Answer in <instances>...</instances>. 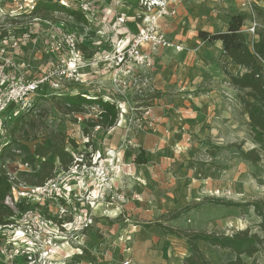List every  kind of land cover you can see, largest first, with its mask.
I'll return each instance as SVG.
<instances>
[{
	"label": "rangeland",
	"instance_id": "obj_1",
	"mask_svg": "<svg viewBox=\"0 0 264 264\" xmlns=\"http://www.w3.org/2000/svg\"><path fill=\"white\" fill-rule=\"evenodd\" d=\"M38 1L41 0H0V33L5 34L0 42V51L4 50L0 62L8 61L3 68L5 77H38L45 67L56 62L50 48L60 45L59 57L65 55L63 40L73 35L87 66L81 72V84L65 82V87L91 97L107 95L129 115L120 126L116 125L111 129L113 131L110 130L111 135L121 133V146L111 149L119 159L116 166H121L116 183L121 178L126 181L129 195L132 196L129 197V204L143 203L142 208L139 205L136 207L144 212L137 215L129 211L126 218L122 215L113 220L116 226L107 239L113 244L117 238H125V248L115 246L102 250L101 245H96L91 248L95 255L90 254L87 248L80 260L84 264H118L122 259L130 258V264H185L184 259L188 255L185 242L147 226L159 222L171 228L224 236L248 230L251 235L261 238L262 245L252 258L243 257L244 263L263 264L264 225L253 208L227 207L210 202L246 205L264 201V152L259 151V146L252 139L249 121L241 104L242 99L250 100L246 97L247 92L227 82L217 81L218 71L215 69L205 70L208 65L198 57V50L205 44L198 39L197 33L225 32L229 19L240 16L244 17L242 28L255 22L260 34L264 32V0L255 1L251 17L248 9L242 6L243 0H177L167 11L168 17L161 18L157 26L164 35L182 45V53H167L161 49L151 51L145 47L144 55H149V63L130 69H189L188 77L183 78L175 72V80L166 74V77L161 75L154 83L145 78V74H139L133 80L127 78L119 88H108L102 84L88 87L87 69H100V72L108 74L112 72L104 58L115 49L124 48L134 35L148 28L144 19H156L157 9L144 5L149 0H58L59 5L71 10L80 4H88L90 10L84 16L86 26L62 12L51 14L53 22L30 14ZM170 12L175 14L171 15ZM118 16L126 20L120 27L115 24ZM222 53L219 52L215 60L216 69L221 72L227 67ZM94 55L96 63L89 66ZM161 81L165 84H161ZM212 81L216 82L215 86L207 89L206 84ZM182 82H195L197 85L193 86L197 89L175 90V85ZM99 90L101 94H98ZM44 91L47 92L37 93L34 108L24 112L27 113L19 125L20 130L16 129L13 135L9 133L13 120L6 126L7 139L0 145V153L5 145L9 146L0 157V169L12 176L21 177L22 172L29 170L22 164L25 155L21 151L17 153L18 146L33 151L35 145L45 147L53 142H62L74 156L84 155L85 158L90 152L102 155L104 151L107 131L94 130L88 134L87 143L84 142V135L89 129L81 133L85 126L90 127V119L95 120V106L86 107L88 116L65 115L58 104L59 100L53 97L50 90L45 88ZM191 92L195 94L194 98H181L179 95ZM152 98L160 101L150 104ZM162 117L167 119L165 124L157 121ZM134 120L139 121L141 129L137 128ZM156 126L163 127L158 150H155V142L151 144L152 141L147 139L150 136L148 133ZM142 147L146 148L147 165L137 167L133 160L143 151ZM252 149L259 155V161L255 164L240 157V151ZM46 161H52L53 165L58 163L54 155H49ZM21 178L30 185L26 178ZM135 183L140 186L142 198L133 197L137 187ZM168 189L170 201H163L168 203L169 211L157 216L158 211L155 210L161 211L163 206L159 207L151 200L166 199ZM185 207L193 208L178 219L168 221L173 213ZM15 212L16 216L18 211ZM17 218L20 216L17 215ZM95 236L96 240L105 239L102 233ZM9 237L8 233L0 232V243L6 242ZM198 247L211 264H224L235 258L228 250L209 247L202 242L198 243Z\"/></svg>",
	"mask_w": 264,
	"mask_h": 264
},
{
	"label": "built area",
	"instance_id": "obj_2",
	"mask_svg": "<svg viewBox=\"0 0 264 264\" xmlns=\"http://www.w3.org/2000/svg\"><path fill=\"white\" fill-rule=\"evenodd\" d=\"M175 1L177 0H149L144 5L157 8L158 16H163L167 13L166 9L170 2ZM254 4V0L242 1V6L248 9L250 17ZM75 10L86 16L90 9L88 4H80ZM170 14L175 13L170 12ZM125 22L122 16H118L115 20L117 27L124 25ZM144 22H147L148 28L134 35L124 48L115 49L112 54L104 58V62L111 68L109 70L114 73L112 84L117 88L126 82L121 81L120 77L133 80L139 75L135 72L138 69H130V67H144L149 63V55H144L145 47L151 51L160 49L182 51L181 47L168 40L159 31L154 18L144 19ZM241 32L246 36L248 47L252 46L257 39L256 23L253 22L244 29L241 27ZM247 36L250 38L248 39ZM77 42L73 35L65 37L63 47L66 53L60 57L61 46H52L50 53L55 54L56 62L45 67L38 77L7 78L3 74V68L8 61L3 64L0 62V145L7 139V124L18 112L26 111L32 106L37 93L44 92L45 88L50 90V93L57 94L74 92L65 87V82L82 83L80 71L87 65ZM3 53L4 50H1L0 55ZM95 63L94 55L88 65L92 66ZM262 67L264 73V63ZM98 94H101L100 90ZM84 97L87 99L100 97L105 102L115 104L117 109L115 126H120L122 120L129 116L107 95L91 97L87 94ZM94 108L98 111L96 106ZM93 118L96 119V115ZM134 123L138 129L142 128L138 120H134ZM85 129H89V132L86 133ZM94 130L100 129L85 126L81 130L82 134L86 133L85 143L88 142V134ZM65 150L71 155L70 164L65 169L59 163L54 165L52 177L40 185H28L21 177L6 172L11 190L4 204L13 211L14 216L9 218L6 224L0 225V232L10 235L6 242L0 243V264H84L80 257L87 249L86 233L96 225L97 218L111 216L112 211L108 210L109 207L113 205L120 207L119 205L125 202V198L118 193L116 185L121 168L116 166L119 164L117 154L112 150H104L102 155L99 152H90L85 158L84 155L74 156L70 150ZM23 165L29 170L22 173H31V167L27 164ZM15 210L19 212H17L19 219L17 215L15 216ZM120 215V212L115 213L113 217L117 218ZM122 264H130V261L126 260Z\"/></svg>",
	"mask_w": 264,
	"mask_h": 264
},
{
	"label": "trees",
	"instance_id": "obj_3",
	"mask_svg": "<svg viewBox=\"0 0 264 264\" xmlns=\"http://www.w3.org/2000/svg\"><path fill=\"white\" fill-rule=\"evenodd\" d=\"M53 12L65 13L67 17L87 25L84 16L77 10L68 9L65 6L58 4V0H41L36 3L30 14L37 15L45 21H52L51 14ZM244 17L233 16L227 22L225 32L211 34L205 31L197 33L198 38L206 43L212 44L214 42H221L222 55L226 58V65L232 64L243 68L245 71L241 76H233L226 69L223 73L228 78L230 84L241 90H245L246 97L250 100L242 99L241 104L246 112L249 128L253 134V141L259 146V151L264 152V32H257V39L253 42L251 49L246 42V36L241 32ZM53 22V21H52ZM5 37L4 33H0V42ZM83 50V49H82ZM1 65V63H0ZM43 93V92H42ZM46 93V91H44ZM65 115H86V107L96 106L98 108L96 119L88 121L89 126L99 127L100 130L107 131L113 128L117 121V109L115 104L105 102L102 98L87 99L84 97L87 93L80 92H64L51 93ZM38 96V95H36ZM32 101V106L29 111L34 108L35 98ZM28 110H26L28 112ZM25 111L15 117L12 121L13 126L9 130L12 135L19 129V125L23 123L26 116ZM8 131V130H7ZM9 145H5L0 153L8 149ZM18 151L24 153L25 157L22 161L31 167V173H21L20 176L26 178L30 185H40L46 179L52 177L54 165L52 161H46L49 155H54L57 158L59 165L65 169L71 162L72 158L68 151L65 150L63 143H50L47 146L35 145L33 151L24 146H18ZM240 157L252 164L259 161L258 152L254 149L243 152L240 151ZM37 159L40 161L37 162ZM37 163V165H36ZM136 165L147 164L145 153L140 151L133 160ZM11 190V183L5 171L0 169V225L6 224L7 220L14 216L13 211L5 206L4 201ZM211 203L227 207H252L255 215L261 219L264 225V201L251 203L246 205L235 204L232 202L220 203L219 201H210ZM22 208L23 207H20ZM193 207H185L182 210L174 213L168 221L178 219L182 214L188 212ZM154 227L165 234L173 236L174 238L184 241L187 247L188 255L184 259L185 264H211L204 253L199 249L198 243L202 242L209 247H216L222 250L230 251L235 258L224 264H245L243 257L252 258L257 252L259 246L262 245V240L257 235H251L248 230L238 231L231 236L207 234L198 231H186L177 228H171L161 223H154L147 225ZM252 264H255L254 262ZM264 264V263H263Z\"/></svg>",
	"mask_w": 264,
	"mask_h": 264
},
{
	"label": "crops",
	"instance_id": "obj_4",
	"mask_svg": "<svg viewBox=\"0 0 264 264\" xmlns=\"http://www.w3.org/2000/svg\"><path fill=\"white\" fill-rule=\"evenodd\" d=\"M254 1H256V0H254ZM173 3H176V1L175 2H170V4L168 5V8L166 9V11L170 10V7H171V5ZM154 9H157V8H154ZM157 11H158V9L156 10V13H157ZM157 16L155 17L156 18L155 19L156 20V24L160 22L161 18L164 19L166 16L168 17V12L165 15L161 16V17L158 16L159 18ZM147 19H149V18H147ZM205 32H207V31H205ZM165 37L168 40L172 41L175 45L181 47V49L183 51V47H182L181 44L175 43L166 34H165ZM199 40H201V39H199ZM204 44L205 45H203V47L198 50V57H200L202 59V61L204 62V64H206V66L208 65L205 70L210 71L212 69H215L216 71H218V74L216 76L217 81L220 80V81H224V83L227 82V84H230L228 78L225 77L224 73L221 72L220 69H216L217 68V64H216L215 60L219 57L218 56L219 52L222 51L221 42L217 41V42L212 43V44H214V46H212V44H209V43L207 45L205 42H204ZM249 48L251 49V46H249ZM162 50L166 51L167 53H173V54L182 53V51L176 52V51H174L172 49H162ZM169 70H171V72ZM226 71L229 72L230 74H232L233 76H241L245 72L243 70V68H241L239 66H236V65H232V64L227 65ZM80 72H82V70ZM135 72H137V75L138 74H145L144 75V76H146L145 78H148L150 82H154L155 83L156 81H158L160 79L161 75H163L165 77L168 75L169 77H171V79L173 78V80H175V77H176L174 75L175 72H177L178 74L183 76V78L184 77L187 78L188 74H189L188 73L189 69H148V70L147 69H138V70H135ZM82 73H81V75H82ZM82 78H83V75H82ZM113 78H114V73L113 72H109V74H108L107 72H103V73L100 72V69L99 70L98 69H87V81H88L87 84H88V87H90V88H92L93 85L96 86V84H102L103 86L105 85L108 88H112V86H113L112 79ZM119 79L121 81H126L125 77H120ZM163 83L165 84L164 81H161V84H163ZM209 83L210 84H206V88L207 89H212L215 86V84H216L215 81H212V82H209ZM194 84L197 85V83H195V82L194 83L182 82V84H176L175 85V86H177V89L175 88V90H180V91L181 90H184V91L190 90L191 91V90H194V89L196 90L197 88L195 86H193ZM186 85H187V87H186ZM173 86H174V84H173ZM113 87H115V86H113ZM118 87H120V86H118ZM155 88H156V86H155ZM179 95H180L181 98H183V97L194 98L195 97V94L193 92L184 93V94L180 93ZM158 101H160V100H157V99H154V98L149 100L150 104L151 103L152 104H157ZM169 114H168V116H169ZM166 120L167 119L165 117L157 119V121H159L161 124H165L164 122ZM166 127H168V126L166 125ZM162 129H163V127L156 126L155 129L152 132L148 133V135H150V136H148L147 139L152 141L151 144H153L155 142V145H156V146H154L155 150L156 149L158 150V147L160 146V142H161L160 138H162L161 137V130ZM110 130H107V135H106L107 142L104 144V148L103 149L104 150H111L112 148L113 149H119V147L121 146L120 139H119L121 137V133L114 132V133H112L114 135H111ZM111 131H113V130H111ZM142 150L144 152V151H146V148L142 147ZM121 153L123 154L124 151L122 150ZM145 156H146V154H145ZM146 165L147 164H145V165H137V167H146ZM136 180H139V179H136ZM116 185H117V188H118V193L121 194L125 198V202L122 205H119L120 207H116L115 205H113L112 207H109L108 210L112 211L110 213L111 216L109 218H106V217L97 218L96 225L93 227L92 230H90L89 232L86 233V243H87L88 250L91 252L90 254H94V253H92L91 248L93 246H96V245H101L102 250H104L106 247H115V246H118L119 248H123V247L125 248L126 247V245H127L126 242L127 241H124L125 238H122V237L120 239L117 238V240L115 242H113V244L111 243V241L109 239H107L108 235L112 234L113 228L116 226V225H113V220L118 218V217L117 218L113 217L115 213H119L120 212V214H121L120 216L123 215V218H126L128 216V212L129 211H132L133 213H135L137 215L138 214H142L144 212L143 209H140V208L137 209V207H136V206L139 205L142 208L143 203H139L138 204V203L135 202L134 204H129V197L131 198L132 196L129 195V190L127 188L126 181H123V179L121 178V180L117 181ZM134 185L137 186V187H136L135 195L133 197L134 198H136V197H141L142 198L143 193H142V191L140 189V186L137 183H135ZM169 196H170V189H168V191H167V198L166 199H156V200L153 199V200H151V201L155 202L156 205L158 204L159 207L163 206V210H161V211L155 210L156 212L158 211L157 216L160 215V214L161 215L162 214H166L169 211L168 209L170 207H169L168 203L165 204L166 203L165 201H168V202L170 201L169 198H168ZM171 196H172V194H171ZM163 200H165V201H163ZM125 223H126V220H125V222H123V225ZM97 233L104 234L105 239L96 240L95 234H97ZM126 260H130V258L122 259L118 264H122Z\"/></svg>",
	"mask_w": 264,
	"mask_h": 264
}]
</instances>
